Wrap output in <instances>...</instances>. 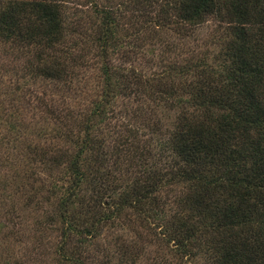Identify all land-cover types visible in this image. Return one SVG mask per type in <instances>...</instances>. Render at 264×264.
<instances>
[{"label": "trees", "instance_id": "obj_1", "mask_svg": "<svg viewBox=\"0 0 264 264\" xmlns=\"http://www.w3.org/2000/svg\"><path fill=\"white\" fill-rule=\"evenodd\" d=\"M0 264H264V0H0Z\"/></svg>", "mask_w": 264, "mask_h": 264}, {"label": "rangeland", "instance_id": "obj_2", "mask_svg": "<svg viewBox=\"0 0 264 264\" xmlns=\"http://www.w3.org/2000/svg\"><path fill=\"white\" fill-rule=\"evenodd\" d=\"M215 27L212 25L206 26L204 29H202L199 33L198 36H196L197 40H200V43L202 42V44H207L210 43L213 35L215 34ZM38 86V88H37ZM32 88L35 89H41V87H39V84H36L34 86H32Z\"/></svg>", "mask_w": 264, "mask_h": 264}]
</instances>
